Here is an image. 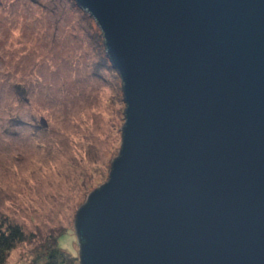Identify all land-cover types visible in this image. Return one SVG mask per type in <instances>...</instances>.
<instances>
[{
    "label": "water",
    "instance_id": "water-1",
    "mask_svg": "<svg viewBox=\"0 0 264 264\" xmlns=\"http://www.w3.org/2000/svg\"><path fill=\"white\" fill-rule=\"evenodd\" d=\"M74 1L125 108L80 264H264V0Z\"/></svg>",
    "mask_w": 264,
    "mask_h": 264
},
{
    "label": "rangeland",
    "instance_id": "rangeland-1",
    "mask_svg": "<svg viewBox=\"0 0 264 264\" xmlns=\"http://www.w3.org/2000/svg\"><path fill=\"white\" fill-rule=\"evenodd\" d=\"M85 16L74 0H0V221L28 235L5 264H35L52 235L80 264L74 217L122 140L119 75Z\"/></svg>",
    "mask_w": 264,
    "mask_h": 264
},
{
    "label": "trees",
    "instance_id": "trees-1",
    "mask_svg": "<svg viewBox=\"0 0 264 264\" xmlns=\"http://www.w3.org/2000/svg\"><path fill=\"white\" fill-rule=\"evenodd\" d=\"M87 20L89 26H91V28L95 31L98 38L100 39V29L95 24L92 17H88ZM92 37L97 41V38H95L94 35H92ZM100 44L101 43L99 40V45ZM101 47L104 57L101 58L104 61L103 63L107 65L106 59L108 58L105 55L103 44H101ZM97 69L98 68H93L92 71L98 73V75H101V73L98 72ZM27 236L28 235L18 223L9 221L6 218H2V220L0 221V264H5L6 258L10 250L15 247L18 242L25 240ZM58 238V235H52L51 237L43 239L40 244V247L38 248L37 256L34 259L35 264H75V262L77 261V257L72 256L66 250L60 248L58 246Z\"/></svg>",
    "mask_w": 264,
    "mask_h": 264
}]
</instances>
